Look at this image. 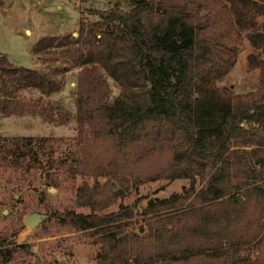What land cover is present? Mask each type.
I'll return each mask as SVG.
<instances>
[{
  "label": "trees",
  "instance_id": "trees-1",
  "mask_svg": "<svg viewBox=\"0 0 264 264\" xmlns=\"http://www.w3.org/2000/svg\"><path fill=\"white\" fill-rule=\"evenodd\" d=\"M244 41L258 86L237 93L225 80ZM32 51L77 69V134L6 139L0 162L38 169L46 187L92 179L75 198L89 212L61 222L93 239L95 264H264V0H131ZM105 77L119 90L112 101ZM62 89L0 55L3 117L25 114L23 94L37 93V106ZM37 110L52 122L48 102ZM177 179L188 181L178 193L107 211L144 183ZM21 251L33 255L0 242V263Z\"/></svg>",
  "mask_w": 264,
  "mask_h": 264
},
{
  "label": "rangeland",
  "instance_id": "rangeland-1",
  "mask_svg": "<svg viewBox=\"0 0 264 264\" xmlns=\"http://www.w3.org/2000/svg\"><path fill=\"white\" fill-rule=\"evenodd\" d=\"M131 0H3L0 13V55L17 68L36 69L63 84V89L37 106V93L23 94L21 99L27 110L23 116L8 118L0 115V143L16 137H53L73 140L77 134L75 82L77 69L65 55L55 53L34 54L35 44L44 38L77 36L80 16L89 21L97 19V13L108 8L128 11ZM250 49L246 41L239 47L234 67L228 73L225 84L237 93L258 86L257 71L249 72L246 57ZM70 68L71 70H66ZM109 97L118 95V88L110 79ZM50 105L52 122L41 118L37 108ZM44 176L38 169L28 172L16 170L9 163L0 162V242L12 241L16 245H29L33 255L23 251L13 253L10 262L4 264H95L98 246L88 234L74 232L62 223L66 212L88 213L87 208L75 205L76 189L92 179L59 176L54 186H45ZM102 179L101 182H104ZM187 180H158L140 185L136 191L126 193L107 211H115L122 202L132 205L140 201L144 207L147 199L166 198L181 191ZM31 213L46 218L35 228L29 229L25 218ZM138 225V224H136ZM12 247V246H9ZM4 246V249L9 248ZM2 258L0 257V262ZM1 264V263H0Z\"/></svg>",
  "mask_w": 264,
  "mask_h": 264
},
{
  "label": "water",
  "instance_id": "water-1",
  "mask_svg": "<svg viewBox=\"0 0 264 264\" xmlns=\"http://www.w3.org/2000/svg\"><path fill=\"white\" fill-rule=\"evenodd\" d=\"M46 218L45 215L39 213H31L25 218V223L29 229L35 228L39 223H41Z\"/></svg>",
  "mask_w": 264,
  "mask_h": 264
}]
</instances>
